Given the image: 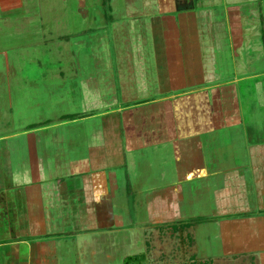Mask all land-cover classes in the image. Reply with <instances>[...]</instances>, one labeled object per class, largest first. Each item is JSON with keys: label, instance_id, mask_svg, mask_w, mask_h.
<instances>
[{"label": "crops", "instance_id": "crops-1", "mask_svg": "<svg viewBox=\"0 0 264 264\" xmlns=\"http://www.w3.org/2000/svg\"><path fill=\"white\" fill-rule=\"evenodd\" d=\"M13 1L20 0L0 3ZM126 3L131 17L129 32L127 39L122 36L123 41L114 42V55L104 53L111 42L108 28L102 27L95 33L96 29H91L92 33L78 41L75 60L64 56L58 60L62 81L49 84L48 103L60 106V110L35 103L30 88L27 95L10 87V98L3 96L2 110L10 115H1L0 130L15 125L11 119L18 118L13 117L16 109L26 115V122L17 129L0 131V264H79L81 242L92 254L109 256L119 251L117 248L131 234L121 231L117 224L113 198L123 187L121 168L130 161L127 154L134 151L144 155V145H139L142 140L154 150L169 143L170 156L166 155V159H171L175 168L172 182L156 178L165 188L156 190L158 193L146 203L151 222L175 223L194 218L181 219L182 186L196 175L205 174L210 165L198 146L194 144V151L189 153L190 144L180 146L178 140L236 124L243 128L248 142L246 158L253 163L247 169L226 167L220 171L224 181L215 189V204L223 255L264 264V186H254L261 197L254 205L249 200L246 178L248 174L256 183L263 178L261 172L255 171L257 162L264 161V133L252 120L216 122L211 118L210 102V91L220 84L213 80L223 73L214 64L223 59L228 62V57L232 62L229 68L237 71L233 81L239 84L249 79L247 85L264 101V0ZM196 8L209 11L208 15L216 16L217 22H208V28L201 29L192 12ZM139 16H143L141 21ZM114 29L125 31L116 26ZM81 48L87 56L80 55ZM69 61L78 65L70 75ZM12 76V86L18 85L20 76L16 71ZM43 76L47 80V74ZM196 78L199 83L194 84L192 80ZM238 91L236 88L235 94ZM16 94L20 95L17 99ZM57 94L59 99H54ZM15 101L20 102L16 109ZM263 104L258 110L264 108ZM44 107H48V114L42 112L33 118V113L38 114L35 111ZM137 107L139 117L130 122L123 113ZM99 111L104 129L101 136L87 137L82 151H75L71 144L75 150L67 152L70 144L65 136H48L53 127L78 122L86 125ZM122 118L129 122L131 132L121 137ZM171 147L175 148L172 153Z\"/></svg>", "mask_w": 264, "mask_h": 264}, {"label": "rangeland", "instance_id": "rangeland-1", "mask_svg": "<svg viewBox=\"0 0 264 264\" xmlns=\"http://www.w3.org/2000/svg\"><path fill=\"white\" fill-rule=\"evenodd\" d=\"M82 2L83 0H20L9 4L0 3V75H4L0 76V118L2 114L10 115L8 111L2 110L5 105L3 96L7 100L10 98L9 90L7 91L10 87L18 89L19 93L25 91L27 95L28 88H30L35 103L41 106L51 105L53 109L60 110V106L55 107L56 104L48 103L49 84H58L62 81L58 74V70L61 69L58 60L62 56L72 61L75 60L79 51L78 41L83 40L84 36L91 32V29H96L92 30L95 33L99 32L98 29L102 27L108 28L107 37L111 45L110 47L105 46L104 53L107 55L115 54L117 48L115 49L114 42L123 41L122 36L127 39L128 24L131 19L126 7L127 0H84V10L80 9ZM192 12L197 19V24L203 30L208 28V22L213 23V20L217 22L216 16L208 15L209 11L196 8ZM177 15L179 16V14ZM139 17L137 19L141 21L143 16ZM218 17L220 18V16ZM223 18L226 20L227 16ZM115 26L121 29L125 28V31L117 32L114 29ZM223 30L228 33L225 28ZM209 40L211 39L209 38ZM81 49L83 50V48ZM87 54L84 50L80 53L81 56H87ZM228 60L226 62L223 59L214 64L218 71L223 69V73L213 80L220 83L218 87L210 91L213 111L211 118H215L216 122H222L223 119L252 120L260 126L261 134H263L264 108L260 107L258 110V107L264 101L259 99L257 91L251 90L247 85L249 79L241 80L239 84L233 81L236 79L237 71L233 72L229 68L232 62L229 57ZM76 65L71 61L67 63L69 75L72 74V71H76L78 67ZM48 68H52V71ZM14 71L17 72V76H20L16 86H12ZM64 73L66 72L64 71ZM45 74H47V80L43 76ZM228 78L230 79L227 80ZM192 81L194 84L199 83L197 78ZM236 88H239L238 95L235 94ZM57 90L58 88H55V92ZM213 93L215 94L213 95ZM19 97L20 95H15L16 99ZM53 98L59 99V95L57 94ZM8 103L11 104L9 101ZM13 103L15 104L14 109H16L20 102ZM138 111V107L137 109L130 108L123 114L127 120L133 122L139 117ZM16 112L13 117L18 118L11 119L15 125L10 124L7 128L2 127L1 132L5 129H13V127L17 129L25 124L24 116L26 115L18 112L17 109ZM35 112L38 114L33 113V118L41 115L42 112L48 114V107ZM100 112L86 125L78 122L69 123L66 127H53L48 130V136L56 134L65 136L66 141H69L70 144L67 152H70L69 149H73V147L76 148V150L73 149L75 151H82L87 137L101 136L104 122L101 121L103 119H100L102 118ZM126 121L125 118H122V130L119 131L121 137L131 132L130 129L128 130L129 122ZM142 141H139V145L143 144L144 148H139V150L140 152L143 150L144 155L134 151H131L132 154H127L130 161L127 159L126 166L121 168L123 189L117 190L113 198L117 224L121 227V231H129L131 238L117 248L119 251L116 250L109 256L101 253L92 254L88 252L86 244L81 242L79 244V264H124L126 256L138 253L146 254L147 259L143 264H250L248 258L243 261L223 255L215 204V189L220 187L224 181V176L220 171L226 167L247 169L249 163H253L251 159L246 158L248 142L240 124L229 128L218 127L211 133L195 134L178 140L180 146L190 144L187 147L189 153L194 151V146H198L201 156L204 155L210 165V169L205 174L196 175L192 180L185 181V186H182L181 219L198 217L202 220L194 228H187L180 232L174 231L171 228V223L156 224L151 222L146 205L154 193H158L156 190L165 188L156 181L157 176L169 182L175 180L173 161L166 159V155L170 156L169 146L171 145H168L169 143L161 144L154 150L150 144L145 146ZM145 147L148 148L147 151ZM171 149L170 153L175 150L173 147ZM148 157L150 158L148 159ZM254 163L256 165L255 161ZM262 163H264L262 160L261 163L257 162L258 171H255V173L261 172L263 175L259 183L255 182V178L246 175L248 186H250L249 200L254 205L260 202L261 197H263L262 205H264V192L260 197L254 187L264 186V165ZM262 213H264V206ZM124 239L126 238L124 237Z\"/></svg>", "mask_w": 264, "mask_h": 264}, {"label": "trees", "instance_id": "trees-1", "mask_svg": "<svg viewBox=\"0 0 264 264\" xmlns=\"http://www.w3.org/2000/svg\"><path fill=\"white\" fill-rule=\"evenodd\" d=\"M202 219L201 218H192L187 221H181V222H175L171 223V228L174 231H183L186 230L187 228H191L198 224ZM146 254L145 253H138V254H133V255H128L126 256L124 260V264H143L146 261Z\"/></svg>", "mask_w": 264, "mask_h": 264}]
</instances>
